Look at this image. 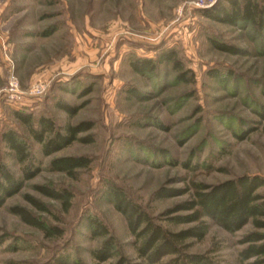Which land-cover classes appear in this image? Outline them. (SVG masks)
<instances>
[{"label":"rangeland","instance_id":"rangeland-1","mask_svg":"<svg viewBox=\"0 0 264 264\" xmlns=\"http://www.w3.org/2000/svg\"><path fill=\"white\" fill-rule=\"evenodd\" d=\"M199 1L0 0V89L10 67L24 91L38 79L47 84L44 96L26 93L19 108L0 98V163L17 177L25 166L1 139L12 130L29 144L40 166L0 208V264H97L92 253L106 238L92 237L90 220L102 223L113 238L111 258L99 264L121 259L126 264H192L190 255L202 256L208 264H255L258 259L239 258L246 247L244 236L256 230L250 223L231 234L209 221L204 238L188 239L180 254H162L156 261L143 257V238L131 233L110 193V187L119 188L155 225L179 232L194 224H173L169 218L188 213L168 211L191 200L194 184L215 185L241 175L264 177L260 43L250 27L202 17L195 8ZM210 39L243 51H218ZM169 51L189 70L187 82L177 81L179 71L171 62L157 64L151 74L132 67ZM214 71L219 78L211 75ZM185 93L192 97L181 102ZM15 112L31 116L35 129L40 117L60 130L89 121L91 129L78 138L90 139L44 156L29 125ZM63 156H87L92 163L73 178L50 172V161ZM38 185L68 189V209L42 196ZM162 188L183 193L156 197ZM28 197L43 202L48 213L36 211ZM14 207L29 210L61 235L45 236L22 222Z\"/></svg>","mask_w":264,"mask_h":264},{"label":"trees","instance_id":"trees-1","mask_svg":"<svg viewBox=\"0 0 264 264\" xmlns=\"http://www.w3.org/2000/svg\"><path fill=\"white\" fill-rule=\"evenodd\" d=\"M199 12L202 17L211 21L234 27H250L254 41L260 43L261 52L258 55L264 56V0H219L212 8L199 10ZM209 41L214 49L224 53L236 55L243 51L214 39ZM165 62H171L173 68L179 71L176 76L177 81H188L189 70L182 68L181 61L175 59L173 51L160 55L156 61L151 59L138 61L132 64V67L139 73L151 74L158 68L157 64ZM211 75L214 78L220 76L217 71L212 72ZM190 97L192 94L185 93L179 97V100L185 102ZM61 107L69 114L75 113L74 108L66 105H61ZM14 115L29 125V133L36 143L41 145V152L44 156L53 155L76 141L90 139L78 138L79 134L91 129L92 124L89 121L68 125L60 130L54 128L50 120L40 117L36 123L38 129H35L30 123L31 116H24L18 112ZM198 125L197 122L193 127L197 128ZM46 134L51 135L46 138ZM1 139L17 161L25 163V166L21 169V175L17 177L6 164L0 163V208L7 199L20 192L26 181L34 178L40 171V166L34 163L35 158L29 144L19 138L14 131L4 132ZM91 163V159L87 156H63L52 159L48 169L50 172L63 173L73 178L78 171L89 168ZM35 189L42 196L60 202L65 210L68 209L72 198L68 189H57L47 185H38ZM193 189L191 200L176 205L168 213H188L176 215L169 218V221L173 224H194V226L179 232H171L160 225H155L150 216L129 200L119 188L110 187L114 206L126 216L131 233L143 238L139 250L141 255L156 261V258L162 254H180L182 247H185V241L204 238L209 229V221L231 234L240 231L250 223L256 230L244 236L242 244L246 247L239 252V258L242 261L255 258L258 259L255 264H264V232H261L264 231V177L241 175L215 185L194 184ZM182 193V191L162 188L155 193V196L166 198L179 196ZM28 201L36 211L48 213L47 206L40 200L28 197ZM12 211L22 222L41 231L47 237L61 235L60 229L48 226L45 221L25 208L14 207ZM89 228L92 237L106 238L102 246L92 253L97 264L103 263L112 256L113 238L106 227L96 220L89 221ZM187 258L192 264H208L202 256L190 255ZM126 263L125 259H121L117 264Z\"/></svg>","mask_w":264,"mask_h":264},{"label":"built area","instance_id":"built-area-1","mask_svg":"<svg viewBox=\"0 0 264 264\" xmlns=\"http://www.w3.org/2000/svg\"><path fill=\"white\" fill-rule=\"evenodd\" d=\"M218 1L219 0H200L195 3V8L200 10L210 9L215 6ZM46 89V82L38 79L27 91L22 90L13 67H10L7 75V83L5 87L0 89V98H2L7 104L19 108L23 106V102L26 99V93L34 98H41L44 96Z\"/></svg>","mask_w":264,"mask_h":264}]
</instances>
